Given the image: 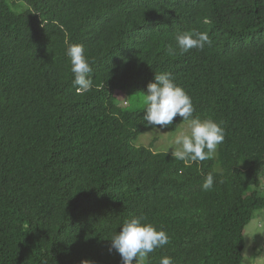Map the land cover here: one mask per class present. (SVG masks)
<instances>
[{
  "label": "trees",
  "instance_id": "obj_1",
  "mask_svg": "<svg viewBox=\"0 0 264 264\" xmlns=\"http://www.w3.org/2000/svg\"><path fill=\"white\" fill-rule=\"evenodd\" d=\"M193 31L211 44L182 53L175 36ZM69 44L92 69L86 92ZM160 73L224 128L211 159L134 146L185 124L152 128L120 104ZM263 169L264 0H0V264H121L108 240L138 216L169 237L141 264H242Z\"/></svg>",
  "mask_w": 264,
  "mask_h": 264
},
{
  "label": "clouds",
  "instance_id": "obj_2",
  "mask_svg": "<svg viewBox=\"0 0 264 264\" xmlns=\"http://www.w3.org/2000/svg\"><path fill=\"white\" fill-rule=\"evenodd\" d=\"M121 10L116 17L121 16ZM125 10L123 11V14ZM112 15L110 19H114ZM144 38L146 35L144 34ZM176 47L182 53L196 48L203 50L211 41L206 32L193 31L191 33H178L175 36ZM168 54L174 55L175 49L168 46ZM69 58L72 84L77 93L86 92L92 87L89 74L92 69L84 55V47L78 44H69L66 49ZM154 82H150L143 92L142 103L144 106L142 121L146 126L166 128L172 124L174 118L179 116L186 124V129L177 133L172 143V158L182 161L189 166L196 162L211 159L217 152L218 146L224 142L225 130L211 118L200 119L194 117V107L190 96L178 86L169 73L154 74ZM214 176L208 174L201 186L202 191L213 188ZM144 216L127 220L119 228V232L112 235L109 245V253L113 250L119 254L121 264H141L149 254L157 248H162L169 243V237L163 230H157L151 223H142ZM80 264H93L89 259H82ZM160 264H173L171 257H162Z\"/></svg>",
  "mask_w": 264,
  "mask_h": 264
},
{
  "label": "rangeland",
  "instance_id": "obj_3",
  "mask_svg": "<svg viewBox=\"0 0 264 264\" xmlns=\"http://www.w3.org/2000/svg\"><path fill=\"white\" fill-rule=\"evenodd\" d=\"M10 4V3H9ZM11 5V4H10ZM25 7L14 9L16 12L24 10ZM18 10V11H17ZM142 95L128 93L122 99L120 104L124 106L126 104L129 111H135L138 108H142ZM186 129V124H181L177 127L175 132H165L162 130H153L138 137L134 141V146L145 147L154 153H165L171 155V149L174 148L172 141L177 133ZM264 181V169L261 174V183ZM245 248L242 254V264H264V216L261 212L254 213L253 219L245 227ZM133 264H136L135 259Z\"/></svg>",
  "mask_w": 264,
  "mask_h": 264
}]
</instances>
